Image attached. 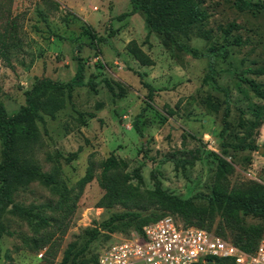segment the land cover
<instances>
[{"label": "rangeland", "instance_id": "rangeland-1", "mask_svg": "<svg viewBox=\"0 0 264 264\" xmlns=\"http://www.w3.org/2000/svg\"><path fill=\"white\" fill-rule=\"evenodd\" d=\"M198 1L206 20L191 26L187 34L175 33V39L204 54L200 58L173 44L165 46L164 37L149 32L143 14L118 21L116 17L130 9L128 0H0V39L10 64L0 58V102L8 115L25 105L24 92L35 78L70 81L77 69L74 56L82 59L85 82L64 90L63 108L54 118L43 115L37 120V138L20 149V157L41 172L58 167V186L71 198L65 204L74 203L75 209L68 215L60 194L38 181L19 189L14 202L25 209L40 207L36 211L47 218L48 225L35 233L22 218L7 213L6 225L13 235L0 240V264H60L68 246H72L70 260L88 240L87 231L96 229L97 238L82 255L89 261L110 243L128 236L131 226L119 225L115 231L102 227L125 209L96 207L104 195L96 179L79 193V180L90 163L96 167L110 156L122 163L132 184L145 190L158 185L184 200L212 192L214 154L233 166L229 189L248 183L264 187V99L255 96L248 84L254 82L264 93V74L254 73L264 68V13L239 12L233 0ZM229 24L239 29L225 34ZM85 28L96 37H106V42L89 48V40L81 35ZM235 40L238 45L233 44ZM130 41L153 60V66H141L128 55ZM220 48L225 51L222 55ZM139 74L157 90L150 100ZM134 120L142 135L132 129ZM246 145L256 149L243 150ZM1 150L0 140V160ZM136 171L140 182L133 177ZM99 173L95 168V175ZM195 204L207 203L196 199ZM141 213L156 216L161 211ZM65 215L61 234L51 218L62 221ZM240 218L245 226L262 225L251 215L240 214ZM211 230L232 237L219 215ZM47 233H53L52 246L32 251L31 240Z\"/></svg>", "mask_w": 264, "mask_h": 264}, {"label": "trees", "instance_id": "trees-1", "mask_svg": "<svg viewBox=\"0 0 264 264\" xmlns=\"http://www.w3.org/2000/svg\"><path fill=\"white\" fill-rule=\"evenodd\" d=\"M130 9L116 17L118 21L131 17L135 14H143L144 22L149 32L156 33L164 37L165 46L173 44L181 51L190 54L193 58L203 57L197 49L190 48L180 44L175 39V33L187 34L189 28L197 23L206 20V15L199 10L200 2L198 0H128ZM234 8L239 11H251L264 13V2H249L247 0H233ZM239 29L235 24H229L223 29L225 34L232 30ZM148 32V33H149ZM111 31L109 35H111ZM81 35L89 40L88 47L95 49L99 43L106 42V37H96L90 28L82 30ZM149 35V34H148ZM239 40L233 41L238 45ZM6 45L4 40L0 39V58H4L7 65H10L5 56ZM128 55L141 66H153V60L141 49L135 42L130 41L126 46ZM219 55L224 54L223 48H220ZM77 61V69L73 78L67 83L52 81L48 78H35L31 87L24 92L25 105L13 115H8L4 105L0 102V140L2 144L0 160V240L3 236H12L8 230L5 215L7 213L16 214L27 222L33 228L35 233L39 229L48 225L47 218L42 216L38 210L40 207L30 209L21 208L14 202V196L19 189L25 190L30 182L38 181L41 185L49 188L53 193H59L61 203L65 204L71 198L68 192L59 188L57 180L58 167H54L50 173L41 172L38 167L20 157V149H24L26 144L32 143L37 138L36 121L42 120L43 115L54 118L64 106V90L71 91L74 87L85 85L84 82V64L82 59L74 56ZM97 67L103 65L98 62ZM255 74H264V68L255 70ZM142 74H139L141 84L148 91V99L152 98L155 91L151 85L142 80ZM255 96L264 99V93L257 85L248 81ZM228 115V108L225 110L224 117ZM225 123V122H224ZM132 129L142 135V130L137 120L132 123ZM243 150H254L255 146L246 145ZM264 156V153H263ZM217 161L215 174V183L213 190L209 195L198 194L188 199H181L162 190L158 185L154 190L141 189L140 185H134L130 182L129 176L124 173L121 162L114 156L99 162L95 167L93 163L86 169L84 177L79 180L80 191L87 183L96 179L98 186L104 191V195L96 203L97 208L110 209L120 206L125 209L124 212L112 215L108 221L102 224V227L115 231L119 225L131 226L133 231L142 232L143 226L156 222L164 216H174L182 220L184 225L195 226L205 229L230 240L234 245L245 252H252L256 249L261 237L264 234V187L255 183H248L245 187H228V176L233 171V166L224 158L214 154ZM95 168L100 169V173L95 175ZM138 181H141L140 174L136 171L133 175ZM63 191V192H62ZM79 194L76 195L77 199ZM196 199L206 201V206L195 204ZM11 207V208H10ZM58 207L60 204L58 203ZM67 213L70 215L75 209V204L71 206L65 204ZM150 209H157L161 214L156 216H142L141 212ZM243 216L251 215L261 220L262 225L245 226ZM219 215L220 223L231 230L232 237H226L220 230H211L215 216ZM67 215L62 216V221L57 218L54 220L61 234L65 229H60L66 220ZM88 240L83 246L74 253L70 260L71 245L63 252V259L60 264H96L98 254L91 260H83L82 255L87 251L89 244L97 238L98 230H89ZM53 233H47L40 238L31 240L30 248L37 252L44 249L47 245L52 246L51 238ZM45 254L48 251L45 250ZM43 256V255H42ZM200 264V263H199ZM201 264H233L229 260L210 258Z\"/></svg>", "mask_w": 264, "mask_h": 264}, {"label": "built area", "instance_id": "built-area-1", "mask_svg": "<svg viewBox=\"0 0 264 264\" xmlns=\"http://www.w3.org/2000/svg\"><path fill=\"white\" fill-rule=\"evenodd\" d=\"M233 264H264V234L256 249L245 252L211 231L164 216L128 236L110 243L96 264H199L208 259Z\"/></svg>", "mask_w": 264, "mask_h": 264}, {"label": "water", "instance_id": "water-1", "mask_svg": "<svg viewBox=\"0 0 264 264\" xmlns=\"http://www.w3.org/2000/svg\"><path fill=\"white\" fill-rule=\"evenodd\" d=\"M260 153H261V154L263 153V149H260Z\"/></svg>", "mask_w": 264, "mask_h": 264}]
</instances>
